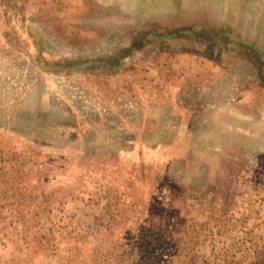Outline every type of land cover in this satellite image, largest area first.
I'll return each instance as SVG.
<instances>
[{
	"label": "rangeland",
	"instance_id": "rangeland-1",
	"mask_svg": "<svg viewBox=\"0 0 264 264\" xmlns=\"http://www.w3.org/2000/svg\"><path fill=\"white\" fill-rule=\"evenodd\" d=\"M0 264H264V0H0Z\"/></svg>",
	"mask_w": 264,
	"mask_h": 264
}]
</instances>
